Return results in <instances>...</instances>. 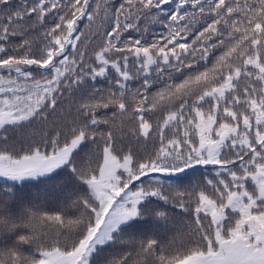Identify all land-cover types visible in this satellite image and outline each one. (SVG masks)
Returning a JSON list of instances; mask_svg holds the SVG:
<instances>
[{"label":"snow or ice","instance_id":"6c2138e0","mask_svg":"<svg viewBox=\"0 0 264 264\" xmlns=\"http://www.w3.org/2000/svg\"><path fill=\"white\" fill-rule=\"evenodd\" d=\"M0 264H264V0H0Z\"/></svg>","mask_w":264,"mask_h":264}]
</instances>
